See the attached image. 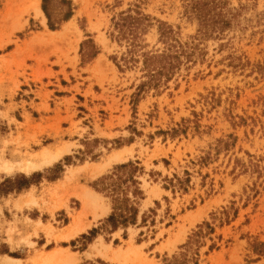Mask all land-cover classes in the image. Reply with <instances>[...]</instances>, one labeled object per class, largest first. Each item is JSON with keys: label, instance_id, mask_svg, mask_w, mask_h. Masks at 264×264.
<instances>
[{"label": "rangeland", "instance_id": "obj_1", "mask_svg": "<svg viewBox=\"0 0 264 264\" xmlns=\"http://www.w3.org/2000/svg\"><path fill=\"white\" fill-rule=\"evenodd\" d=\"M183 255L264 264V0H0V264Z\"/></svg>", "mask_w": 264, "mask_h": 264}, {"label": "bare ground", "instance_id": "obj_2", "mask_svg": "<svg viewBox=\"0 0 264 264\" xmlns=\"http://www.w3.org/2000/svg\"><path fill=\"white\" fill-rule=\"evenodd\" d=\"M37 10H38L39 13L44 15V13H43L41 8L37 7ZM63 147H65V146H63ZM63 147L58 148L56 150H51V149H48V148L42 150L39 154L36 155L35 158L27 160L26 163L19 165L21 171L28 172V171H31V170H37V169L39 170L42 167L51 164L53 161H55L59 157H61L63 155V153L67 150V149H65ZM116 155L120 156V154H118V153ZM5 167H7V166H5ZM101 170H102V167L99 168V169L97 168V172H101ZM77 195H79L82 198V201H83L84 205H86V204L88 205L90 203V201H88V200H86V198L82 197L80 193H78ZM84 229H86L85 225H81L78 222V220L75 219V221L67 228V231L63 234V237L69 238V237L77 234L79 231H82ZM54 255H55V257H53V258L57 259V261H61V262L65 261V258L63 257V255H64L63 252L56 251L54 253ZM12 259H14V258H12ZM45 260H47V259H45ZM5 261L7 262V259Z\"/></svg>", "mask_w": 264, "mask_h": 264}, {"label": "trees", "instance_id": "obj_3", "mask_svg": "<svg viewBox=\"0 0 264 264\" xmlns=\"http://www.w3.org/2000/svg\"><path fill=\"white\" fill-rule=\"evenodd\" d=\"M139 19H140L139 16H135V15L130 14V13L129 14L122 13L120 19L118 20V22H116V24L118 26H125V24H130L133 27L135 25V23L138 22ZM123 165H125V164H123ZM112 217L113 216H111V218ZM186 263H187V258L185 255H183L182 258H177V257L173 256V258L167 264H186Z\"/></svg>", "mask_w": 264, "mask_h": 264}]
</instances>
